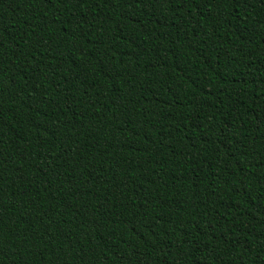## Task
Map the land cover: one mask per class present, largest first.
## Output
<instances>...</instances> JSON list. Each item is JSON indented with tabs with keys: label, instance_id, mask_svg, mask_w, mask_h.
Segmentation results:
<instances>
[{
	"label": "trees",
	"instance_id": "trees-1",
	"mask_svg": "<svg viewBox=\"0 0 264 264\" xmlns=\"http://www.w3.org/2000/svg\"><path fill=\"white\" fill-rule=\"evenodd\" d=\"M0 264H264V0H0Z\"/></svg>",
	"mask_w": 264,
	"mask_h": 264
}]
</instances>
